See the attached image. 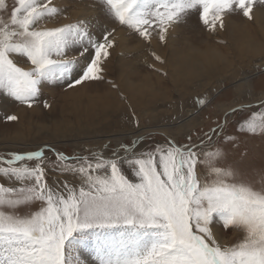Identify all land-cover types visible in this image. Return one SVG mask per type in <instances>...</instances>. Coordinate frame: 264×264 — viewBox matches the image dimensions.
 I'll use <instances>...</instances> for the list:
<instances>
[{
    "label": "snow or ice",
    "instance_id": "1",
    "mask_svg": "<svg viewBox=\"0 0 264 264\" xmlns=\"http://www.w3.org/2000/svg\"><path fill=\"white\" fill-rule=\"evenodd\" d=\"M258 3L264 0H100L106 17L143 42L155 62L146 60L147 67L164 77L166 60L154 39L166 46L170 30L192 13L215 35L227 14L238 11L252 21ZM63 11L54 0H15L11 9L0 0V13H8L0 15V93L32 108L45 81L119 91L106 78V63L119 47L116 28L97 34L85 20L47 27ZM215 99L204 95L196 103L203 110ZM252 109L237 130L264 138V94L249 88L227 105L222 122L189 132L186 142L166 138L147 149L141 130L87 156L45 145L0 157V264H86L80 250L90 241L98 264H264V164L248 165L246 156L229 161L238 142L227 132L229 122ZM46 151H55L56 160L46 161ZM49 171L72 179L60 188L49 183ZM217 222L240 231L241 241L224 246Z\"/></svg>",
    "mask_w": 264,
    "mask_h": 264
},
{
    "label": "rangeland",
    "instance_id": "2",
    "mask_svg": "<svg viewBox=\"0 0 264 264\" xmlns=\"http://www.w3.org/2000/svg\"><path fill=\"white\" fill-rule=\"evenodd\" d=\"M14 3L15 0H7L9 9ZM54 3L64 10L63 15L51 19L47 27L85 20L97 34L106 27L116 28L119 47L112 51L106 63V78L114 80L120 89L94 84L68 89L67 81H45L32 108L0 93V157L39 150L45 145H52L55 151L69 157L87 156L106 146L115 147L122 141L133 140L141 130L143 146L147 149L164 143L166 138L182 143L189 132L208 131L215 127V121L222 122L227 105L237 97H246L249 88L255 96L264 94V5L258 3L254 7L252 21L238 11L227 14L225 28L218 29L215 35L198 19V13H192L186 23L170 30L166 46L154 39L152 46L166 60L163 70L168 75L164 77L147 67L146 60L155 62L145 51L143 42L129 37L127 29L106 17L100 0H54ZM0 15L8 17L7 12ZM205 52L206 57L202 54ZM184 59L194 66L199 64L201 71L194 72L192 78L185 77L186 73L179 71L177 65ZM156 67L161 66L156 64ZM246 77L255 78L250 84H242ZM204 95L216 99L201 110L196 101ZM44 101L51 107L45 108ZM254 110L243 116L234 115L229 122L227 132L238 141L233 145L235 151L229 157L230 162L246 156L248 165L264 164V138L237 130L238 122L250 118ZM10 115L18 119L7 120ZM55 151H46V161L56 160ZM47 179L62 188L72 177L49 171ZM260 182L257 177V183ZM216 230L224 246H234L242 239L240 231L223 229L219 222ZM92 248L90 241L80 250L86 264H98Z\"/></svg>",
    "mask_w": 264,
    "mask_h": 264
},
{
    "label": "bare ground",
    "instance_id": "3",
    "mask_svg": "<svg viewBox=\"0 0 264 264\" xmlns=\"http://www.w3.org/2000/svg\"><path fill=\"white\" fill-rule=\"evenodd\" d=\"M88 12V11H87ZM257 16V15H256ZM263 30V29H262ZM253 48V47H252ZM251 48V49H252ZM255 48V47H254ZM259 48V47H258ZM254 51H256V50H254ZM257 51H259V50H257ZM203 54V56L204 57H206V52L205 53H202ZM210 55H212V54H210ZM215 56V55H214ZM199 58H200V56H199ZM179 60V59H178ZM200 60V59H199ZM210 60H212V59H210ZM194 61H196V60H194ZM201 61V60H200ZM199 61V62H200ZM198 62V63H199ZM211 63H212V61H211ZM178 65V70L179 71H181L182 73H186V74H183V75H185V77H186V75H187V78H192V77H194L195 76V73L194 72H200L201 70H200V67H199V64H195L196 66H194V65H192V63H190L187 59H184L180 64H177ZM192 65V66H191ZM202 65V64H201ZM203 66V65H202ZM201 66V67H202ZM177 67V66H176ZM214 68V67H213ZM202 69V68H201ZM181 74V73H180ZM246 78H249V77H246ZM246 78H244L243 79V81L246 79ZM242 84H245V83H243V82H241ZM194 115V114H193Z\"/></svg>",
    "mask_w": 264,
    "mask_h": 264
}]
</instances>
